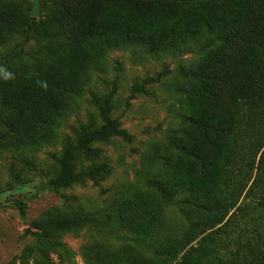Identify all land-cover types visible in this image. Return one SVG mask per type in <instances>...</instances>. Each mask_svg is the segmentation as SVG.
Masks as SVG:
<instances>
[{
  "label": "trees",
  "instance_id": "trees-1",
  "mask_svg": "<svg viewBox=\"0 0 264 264\" xmlns=\"http://www.w3.org/2000/svg\"><path fill=\"white\" fill-rule=\"evenodd\" d=\"M261 1L97 0V11L89 14L90 19L95 16V22L84 18L77 24L72 19L74 11L62 8V22L56 27L47 20L52 13L48 6L55 0H42L40 6L29 0L22 8L11 0H0V21L6 29L19 30L20 45L31 39L43 44L48 58L34 64L31 78L34 82L44 79L53 88L52 94L77 92L94 62L108 49L140 46L150 54L168 53L189 34L218 36L200 64L180 69L186 83L177 85L174 91L180 94L183 126L168 143L174 160L166 159L161 175L147 182L158 204L145 207L154 199L146 196L138 200L141 203L120 202L115 219L128 232L141 237L156 229L162 205L177 203L184 213L200 214L212 228L209 237L198 241L209 252L201 264H264ZM37 8L43 10L42 17L37 18ZM236 42L240 47L224 54L223 48H232ZM59 44L64 49H59ZM202 46H213L212 40L207 39ZM164 73L135 81L129 97L147 93L146 86L159 81ZM27 76L30 78V74ZM115 86L113 83L102 94L91 93L89 102L96 117L90 115L74 127V138L66 137L59 153L51 154L56 172L46 182L48 189L58 192L86 181L98 185L109 173V166L97 163L78 169L77 162L98 157L95 143L108 142L112 137L131 141V134L111 115ZM245 188L243 201L249 199L240 205L238 198ZM15 203L23 217L25 204L20 200ZM239 221L245 225L246 235L237 232ZM188 227L194 234L183 231L180 237L168 239L164 254L175 257L196 237L198 222L189 220ZM33 235L37 240L42 236L40 232ZM221 248L224 251L220 252ZM226 252L230 257L225 258ZM184 259L185 264H197L192 257Z\"/></svg>",
  "mask_w": 264,
  "mask_h": 264
},
{
  "label": "rangeland",
  "instance_id": "rangeland-1",
  "mask_svg": "<svg viewBox=\"0 0 264 264\" xmlns=\"http://www.w3.org/2000/svg\"><path fill=\"white\" fill-rule=\"evenodd\" d=\"M31 1L36 6L42 2ZM28 2L11 0L21 8ZM55 2L58 5L48 6L52 13L47 20L56 27L62 22V8L74 11L72 19L77 24L84 18L95 22V16L90 19L89 14L97 11V0ZM259 3L263 6L264 29V0ZM38 10L37 18L43 16V10ZM217 37L189 34L168 53L150 54L140 46L108 49L94 62L77 92L52 94L53 88L44 79L34 82L31 78L33 66L48 58L43 44L31 39L20 45L19 30L6 29L0 21V264H185V257L201 264L207 258L209 252L198 241L209 237L212 228L200 214L184 213L177 203H160L159 224L152 234L141 237L115 219L120 202L141 203L138 200L143 196L154 197L147 182L161 175L166 159L174 160L168 143L182 125L180 94L174 91L186 83L180 69L200 64ZM207 39L213 46L204 49L202 43ZM58 47L64 49L63 45ZM239 47L238 42L232 43V48L225 47L223 52ZM160 71L164 75L146 86L147 93L129 97L135 81ZM113 83L111 115L131 134V141L112 137L108 142L95 143L98 157L77 162L78 169L97 163L109 166V173L98 185L86 181L58 192L48 189L46 182L56 172L51 154L59 153L66 137L74 138V127L90 115L96 117L89 102L91 93L102 94ZM253 175L254 171L246 188ZM246 188L238 198L240 205L249 199L243 201ZM17 200L25 204L23 217ZM155 200L144 206L158 204ZM189 220L198 222L196 237L175 257L164 254L168 239L180 237L183 231L194 234L189 231ZM239 223L237 232L246 235L245 225ZM35 232L42 235L39 240ZM226 254L225 258L230 257Z\"/></svg>",
  "mask_w": 264,
  "mask_h": 264
}]
</instances>
